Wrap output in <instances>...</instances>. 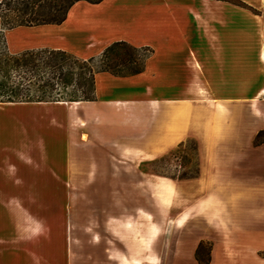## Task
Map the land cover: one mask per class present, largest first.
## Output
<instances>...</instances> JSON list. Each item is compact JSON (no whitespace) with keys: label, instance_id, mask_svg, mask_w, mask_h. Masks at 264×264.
Here are the masks:
<instances>
[{"label":"crops","instance_id":"0c3cea01","mask_svg":"<svg viewBox=\"0 0 264 264\" xmlns=\"http://www.w3.org/2000/svg\"><path fill=\"white\" fill-rule=\"evenodd\" d=\"M240 1L78 0L3 30L10 54L152 52L137 74L96 73L93 100L0 102V264H198L200 241L208 264H264V0ZM186 141L195 176L149 169ZM74 196L109 200L71 261L20 199Z\"/></svg>","mask_w":264,"mask_h":264},{"label":"trees","instance_id":"16d2710c","mask_svg":"<svg viewBox=\"0 0 264 264\" xmlns=\"http://www.w3.org/2000/svg\"><path fill=\"white\" fill-rule=\"evenodd\" d=\"M76 1L0 0V102L93 100L96 73L106 71L116 76H129L145 68L152 49L123 40L112 42L100 54L88 58L55 49L25 50L16 54L6 50L4 29L59 24ZM86 1L98 3L102 0ZM227 1L246 6L240 0ZM196 173L197 169L193 175L181 178L193 177ZM195 258L198 264H208L207 243L199 242Z\"/></svg>","mask_w":264,"mask_h":264},{"label":"rangeland","instance_id":"374dc122","mask_svg":"<svg viewBox=\"0 0 264 264\" xmlns=\"http://www.w3.org/2000/svg\"><path fill=\"white\" fill-rule=\"evenodd\" d=\"M263 138L264 133L259 134L257 140L261 141ZM195 150L194 142L186 141L180 147L150 165L149 169L174 178L193 175L196 172ZM73 184L77 187L72 189L78 190V181L77 183L73 182ZM108 200L106 198L74 196L68 198H21L20 202L23 205L34 208L39 207L40 209L45 208L46 211H49L39 215L45 216L50 223L48 237L52 239V243H61V245L64 243V239H67L68 254L71 256V261H76L80 259L78 252L89 253L90 246H78V239L84 238V236L89 237L92 233L90 229L92 215L90 212L93 209L95 211L97 207L107 206ZM79 217H82V219ZM93 226L96 228L97 224L94 222ZM21 248H26V246ZM73 264L89 263L81 260L78 263L73 262Z\"/></svg>","mask_w":264,"mask_h":264}]
</instances>
